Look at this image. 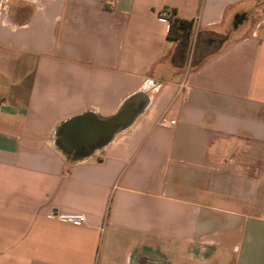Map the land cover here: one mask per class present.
<instances>
[{
    "label": "crops",
    "instance_id": "1",
    "mask_svg": "<svg viewBox=\"0 0 264 264\" xmlns=\"http://www.w3.org/2000/svg\"><path fill=\"white\" fill-rule=\"evenodd\" d=\"M127 102L104 144L60 143ZM0 264H264V0H0Z\"/></svg>",
    "mask_w": 264,
    "mask_h": 264
},
{
    "label": "water",
    "instance_id": "2",
    "mask_svg": "<svg viewBox=\"0 0 264 264\" xmlns=\"http://www.w3.org/2000/svg\"><path fill=\"white\" fill-rule=\"evenodd\" d=\"M142 105L127 102L115 114L105 118L98 117L92 111L73 115L60 125V143L64 147L75 144L78 149L97 142L104 144L132 123Z\"/></svg>",
    "mask_w": 264,
    "mask_h": 264
},
{
    "label": "trees",
    "instance_id": "3",
    "mask_svg": "<svg viewBox=\"0 0 264 264\" xmlns=\"http://www.w3.org/2000/svg\"><path fill=\"white\" fill-rule=\"evenodd\" d=\"M165 17L168 21L167 38L176 43V47L168 55L175 63L186 64L188 55L192 51V37L194 35V20L179 16L175 8H166ZM248 17V12H237L232 20L231 27L225 31L222 41L229 38L231 31ZM207 37L198 36L195 43L194 65L200 63L207 55ZM194 48V47H193Z\"/></svg>",
    "mask_w": 264,
    "mask_h": 264
},
{
    "label": "built area",
    "instance_id": "4",
    "mask_svg": "<svg viewBox=\"0 0 264 264\" xmlns=\"http://www.w3.org/2000/svg\"><path fill=\"white\" fill-rule=\"evenodd\" d=\"M176 122L173 118H168L167 116H162L160 118V124L162 125H172ZM48 219H57L61 221H67L71 223H82L85 221V216L83 213H58L52 212L46 215Z\"/></svg>",
    "mask_w": 264,
    "mask_h": 264
},
{
    "label": "rangeland",
    "instance_id": "5",
    "mask_svg": "<svg viewBox=\"0 0 264 264\" xmlns=\"http://www.w3.org/2000/svg\"><path fill=\"white\" fill-rule=\"evenodd\" d=\"M236 28H237V27H236ZM215 42H216V41H215ZM167 58H168V59H171V57H169V55H167Z\"/></svg>",
    "mask_w": 264,
    "mask_h": 264
}]
</instances>
